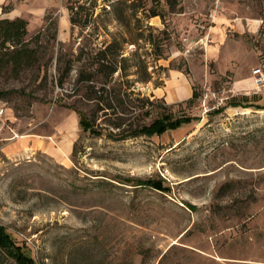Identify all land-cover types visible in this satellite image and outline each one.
<instances>
[{
  "label": "rangeland",
  "instance_id": "1",
  "mask_svg": "<svg viewBox=\"0 0 264 264\" xmlns=\"http://www.w3.org/2000/svg\"><path fill=\"white\" fill-rule=\"evenodd\" d=\"M16 1L27 37L43 31L40 63L0 69V136L34 133L49 143L6 152L0 139V224L38 264H264V80L254 77L257 66L264 77L263 36L213 28L214 0H152L160 13L146 20L138 11L130 26L112 12L94 15L100 35L61 26L69 20L66 0ZM222 1L239 13H264V0ZM50 19L57 41L55 27L46 29ZM113 34L134 41L124 42L129 80L115 83L134 90L126 105L115 100L124 126L164 112L199 118L124 139L84 129L75 106L95 114L97 128L108 120L84 89L74 92L81 61L65 90L57 85V54L97 48ZM173 70L191 80L193 101H168L163 90ZM138 91L155 100L149 116L136 105ZM233 95L239 105L227 103ZM0 264L17 262L0 249Z\"/></svg>",
  "mask_w": 264,
  "mask_h": 264
},
{
  "label": "trees",
  "instance_id": "2",
  "mask_svg": "<svg viewBox=\"0 0 264 264\" xmlns=\"http://www.w3.org/2000/svg\"><path fill=\"white\" fill-rule=\"evenodd\" d=\"M149 1L152 0H103L100 3L99 0H66V7L69 10V20L72 27L75 25H79L83 29L90 27L92 30L89 34L94 33L100 35L102 32L99 31L100 26L95 16L112 12L115 15V19L124 25L130 26L132 23L131 18L136 16L138 11H141L146 20L148 17L160 13L156 9V6L149 5ZM101 3L103 4L100 6L102 11L96 13L98 5ZM108 6L110 9H107ZM11 7L5 4L3 5V10L6 11ZM28 23L27 18L21 15L15 17H0V69L12 67L19 72L24 68L37 65L38 62L40 63L39 46L37 43L43 31L39 30L34 36L27 37ZM52 25L55 27L53 39L57 41V21L50 19L46 29ZM144 25L147 28L149 27L147 23ZM139 33L143 35L144 28ZM129 40L130 38L126 36L113 34L111 39L102 40L101 45L97 46V48L86 50L81 47L76 55H68L67 52H62L61 48H59L56 63L58 70V75L56 76L57 85L62 90H65L67 79L75 68V61H81V64L77 67L75 77V82L79 86L75 87L74 92L84 89V97L92 100L96 104L95 111L98 112L101 110L104 116L103 118L108 120L107 125H104L102 128H97L95 114L91 116L86 110L79 109L75 106V109L79 113L81 126L84 129H89L92 134L96 135L103 133L102 129L104 128L109 136L124 139L143 134L148 136L154 134L160 135L169 129L178 128L183 123L199 118L193 114L183 113L174 115L172 112H164L150 122L138 119L124 126L127 117L118 113L115 107V100L121 106L126 105V100L130 98V94L132 95L134 90L131 89L129 91L127 87L123 88L122 85L116 87L115 83L123 80V84L129 80V78L124 80V77L128 74L127 69L129 66V58L125 54L124 42ZM150 40L154 42L152 38ZM130 41L134 42L133 40ZM147 73L148 76L143 77V80L150 79L149 72L147 71ZM45 74L46 76L48 75V70ZM137 94L135 100L137 101L136 105L140 108V113L142 116H149L155 105V100L150 95H141L139 91ZM197 96L199 94L194 88L193 95L189 100L193 101ZM64 103L67 104V102ZM227 103L230 105H239L241 100L238 99V96L233 95ZM72 105L70 104V106ZM260 107H264V105ZM220 110H222V106L216 108L215 111ZM137 181H139L137 182L138 184L153 186L159 189L166 187L162 181L158 180H142L141 178H137ZM0 249L6 253V256L15 260L17 264H38L30 248L19 243L12 232L1 224Z\"/></svg>",
  "mask_w": 264,
  "mask_h": 264
},
{
  "label": "crops",
  "instance_id": "3",
  "mask_svg": "<svg viewBox=\"0 0 264 264\" xmlns=\"http://www.w3.org/2000/svg\"><path fill=\"white\" fill-rule=\"evenodd\" d=\"M9 1L10 0H0V17H15L17 15L22 16V13L19 11V4L16 0H14V4L11 8L6 11L3 10V5L8 4ZM222 2V0L213 1V28L218 30L220 28L226 27L229 30L236 31L241 35L255 34L261 35L264 38V13L259 15L239 13L233 9L236 5L235 3H231L232 5H234L228 7L227 3L224 4ZM221 3L224 4L222 6V9L224 10L220 8ZM219 8L221 12L219 11ZM69 22L70 20H68V24ZM247 58L254 59L252 54H248ZM257 68H260V66H257L255 69ZM236 84H238L237 81ZM165 89L166 90L163 91L170 103L190 98L193 95L194 91L191 80L185 73L180 70L172 71V74L165 85ZM0 139L6 140L4 143L1 144V147H3L6 152H9L14 146L15 148L20 147V149L29 148L31 151L34 149L41 148L46 149L47 144L49 143L48 141L42 139L40 136L34 133L21 136L20 134H17L15 132V134H11L10 136H0ZM54 153H57V150H55Z\"/></svg>",
  "mask_w": 264,
  "mask_h": 264
},
{
  "label": "built area",
  "instance_id": "4",
  "mask_svg": "<svg viewBox=\"0 0 264 264\" xmlns=\"http://www.w3.org/2000/svg\"><path fill=\"white\" fill-rule=\"evenodd\" d=\"M255 71H260V73L257 76H255L256 82L257 83L263 82L264 77L262 75L261 69L260 68H257V69H255ZM207 96H208V93H206L204 96H202L201 100H202L203 103H206ZM219 104H220V101H218L217 102V105H215V106H219Z\"/></svg>",
  "mask_w": 264,
  "mask_h": 264
},
{
  "label": "bare ground",
  "instance_id": "5",
  "mask_svg": "<svg viewBox=\"0 0 264 264\" xmlns=\"http://www.w3.org/2000/svg\"><path fill=\"white\" fill-rule=\"evenodd\" d=\"M68 25V20L67 19H62L61 20V26L62 27H65V26H67Z\"/></svg>",
  "mask_w": 264,
  "mask_h": 264
}]
</instances>
